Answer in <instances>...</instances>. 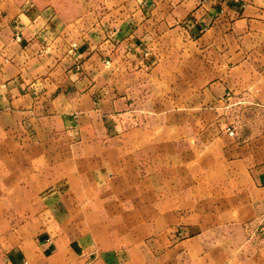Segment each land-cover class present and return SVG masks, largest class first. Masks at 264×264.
Segmentation results:
<instances>
[{
    "label": "crops",
    "instance_id": "crops-1",
    "mask_svg": "<svg viewBox=\"0 0 264 264\" xmlns=\"http://www.w3.org/2000/svg\"><path fill=\"white\" fill-rule=\"evenodd\" d=\"M262 215L264 0H0V264H235L197 233Z\"/></svg>",
    "mask_w": 264,
    "mask_h": 264
},
{
    "label": "rangeland",
    "instance_id": "rangeland-1",
    "mask_svg": "<svg viewBox=\"0 0 264 264\" xmlns=\"http://www.w3.org/2000/svg\"><path fill=\"white\" fill-rule=\"evenodd\" d=\"M141 122L143 125L148 124L150 126L161 124V120H140ZM172 234L179 238H189L192 236V232L190 231H176L172 232ZM197 234L202 235V238L209 241L218 240L220 242L231 243L232 246L229 253L234 256L232 261L235 264L242 261L244 256L251 258V264H260L264 260V215L254 217L243 226H236L234 229H209Z\"/></svg>",
    "mask_w": 264,
    "mask_h": 264
},
{
    "label": "built area",
    "instance_id": "built-area-1",
    "mask_svg": "<svg viewBox=\"0 0 264 264\" xmlns=\"http://www.w3.org/2000/svg\"><path fill=\"white\" fill-rule=\"evenodd\" d=\"M15 39L17 40V41H20L21 40V36H20V34H15ZM106 63H108V61H106ZM229 133L232 135L233 133H234V131L232 130V129H230L229 130ZM26 263V261H23L21 264H25Z\"/></svg>",
    "mask_w": 264,
    "mask_h": 264
}]
</instances>
